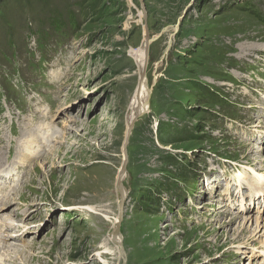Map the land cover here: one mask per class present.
Segmentation results:
<instances>
[{"label":"rangeland","instance_id":"rangeland-1","mask_svg":"<svg viewBox=\"0 0 264 264\" xmlns=\"http://www.w3.org/2000/svg\"><path fill=\"white\" fill-rule=\"evenodd\" d=\"M146 30L148 110L126 142ZM260 45L264 0H0V218L16 221L0 264H264Z\"/></svg>","mask_w":264,"mask_h":264},{"label":"bare ground","instance_id":"bare-ground-1","mask_svg":"<svg viewBox=\"0 0 264 264\" xmlns=\"http://www.w3.org/2000/svg\"><path fill=\"white\" fill-rule=\"evenodd\" d=\"M256 48H258L257 45H255ZM260 49H263L264 48V45H260ZM131 53L133 55V57H135V59L138 60V63L140 64V68L142 70L143 68V65H144V61H145V46L143 47H139V48H135V49H132L131 50ZM140 70V73L142 72ZM140 77L142 78V74H140ZM145 79H146V76H145ZM143 87H142V92H141V97H140V100H139V96L138 94L136 93L135 96L133 97L132 99V102H131V107H130V113H129V117H128V120H129V123L130 121L136 116V114L138 113V110L139 108L142 106V108L147 111V106H148V103H147V99L149 98V86L148 84L144 81L143 82ZM33 118V117H32ZM47 118L51 119L52 117H49L48 116V110L45 109L41 112L40 114V120H41V123H37L35 125H32L30 126L29 129H27V139H26V144L28 146V148H31L32 146H34V144H36L37 147H40L39 145V142H40V138H43V139H46V133H43L45 130L44 128H47L49 129V125L51 123H53V121H47ZM32 124V123H31ZM53 130V129H52ZM43 131V132H42ZM42 133V135H41ZM41 135V137L39 138V136ZM64 135V134H63ZM29 151V149H28ZM37 154V151L34 150L31 152V155H36ZM24 157H26L28 159V155L26 154H23ZM30 157V156H29ZM25 160V159H24ZM22 161V160H21ZM20 161H18L19 163ZM262 173V172H261ZM6 174V173H5ZM8 176V175H7ZM6 176V177H7ZM123 177H124V174L122 175V178L121 180H123ZM247 178V177H246ZM260 183V182H259ZM262 187L261 189L263 188L264 189V185L263 183H261ZM124 189V188H123ZM3 191V190H2ZM124 193H126V191H124ZM5 199H8V198H5ZM1 201L4 200V198H1L0 199ZM6 204V203H5ZM82 206V205H81ZM6 206H4L5 208ZM86 208V207H85ZM89 208V207H88ZM0 210H2V207L0 208ZM6 216V215H5ZM10 216V215H9ZM4 217V216H3ZM5 219V220H4ZM15 220L13 217H6V218H0V227H5V228H13L14 224H15ZM115 222H117V220H115ZM6 223V224H4ZM115 229V228H114ZM23 230V228H19V231ZM119 235L118 233H113L111 239L115 238L117 239L116 241L119 242L120 238H119ZM253 251L254 253H256V249L255 247L253 248ZM256 251V252H255Z\"/></svg>","mask_w":264,"mask_h":264},{"label":"trees","instance_id":"trees-1","mask_svg":"<svg viewBox=\"0 0 264 264\" xmlns=\"http://www.w3.org/2000/svg\"><path fill=\"white\" fill-rule=\"evenodd\" d=\"M61 7L62 6H57V5H55L54 7H53V11H51V8H50V12L47 14L48 16L47 17H49V18H53L54 17V15L55 14H61ZM65 7V5H63V8ZM87 11L90 13V14H93V15H95V14H97V12H98V14H99V12H100V8H99V5H95L94 3H92V4H90V5H88V7H87ZM53 16V17H52ZM77 19V16H76V14H74V15H71V16H64V14L63 15H61V17L59 18H57L56 19V23H54L53 25L56 27V29H58L59 31H60V29H62V28H64V26H65V21H67V22H71L72 20H76ZM201 88H203L202 86H201ZM208 91H209V93H211V95L214 97L215 95L212 93V91L208 88ZM214 99H215V97H214ZM195 130H193V132H194ZM186 133H188V131H186ZM180 136H183L182 134H180ZM172 164L174 165V164H178V163H180L179 161H178V159L177 158H173L172 157ZM182 163H184V161H182ZM182 163H180V164H182ZM182 166H183V164H182ZM185 166H187V167H189V165L188 164H185ZM178 170V172L177 173H174V174H176L175 176L173 175L172 176V179H173V181L174 182H180L181 180H186V179H188V175L184 172V171H182V169L180 168V169H177ZM176 170V171H177ZM181 170V171H180ZM191 173L190 174H192L193 172L192 171H190ZM190 176V175H189ZM181 177H183V178H186V179H181ZM172 179H169L168 181L169 182H162L161 183V186H159V187H157V190H159V191H161V190H163V191H174V189H175V191H174V193L175 192H177V187H176V185H174V182H172ZM191 179H192V177H191ZM193 183H195V180L193 179ZM186 192V190H184V193ZM182 194H183V192L181 193V195L179 196V197H177V198H179L180 200L183 198V196H182ZM191 194V196H192V194H194V188L193 189H188V193H187V196L188 195H190ZM184 195V194H183ZM156 202H158V200H159V197H157V199H154ZM157 204V203H156Z\"/></svg>","mask_w":264,"mask_h":264},{"label":"water","instance_id":"water-1","mask_svg":"<svg viewBox=\"0 0 264 264\" xmlns=\"http://www.w3.org/2000/svg\"><path fill=\"white\" fill-rule=\"evenodd\" d=\"M142 4L144 6L143 1H142ZM145 39H146L145 40V45H146L145 46V61H144L143 68L141 70L142 72L140 73V74H142V78L140 77V83H139V86H138V89H137V92H136L138 94V96H139V100H140V97H141V92H142V87H143L142 84H143L144 81H146L145 76H146V70H147L146 66H147L148 50H149V46H150L151 41H152L148 30H146ZM145 112L146 111L141 106L139 108L138 113L136 114V116L130 122V124L128 126V135H127L126 142H128V138H129V135H130V133L132 131L134 123L137 121L138 117L141 116ZM126 163L127 162L125 161L124 164L122 165V167L120 169V172H119V175H118V181H117L118 190L120 191V193L122 195V202H121V211H120V214H119L115 229L113 230V233H118V234H120L121 224H122V220H123V209H122V207H123V201H124V198H125V196H124V194H125L124 191L125 190L123 189L124 188L123 185H122V181L123 180H121V178H122V175L125 174V172H126ZM119 238H120V235H119ZM113 239H114V241L116 243H118V244L120 243V241L119 242L116 241L117 239H115V238H113ZM121 256L124 257V251L123 250H121Z\"/></svg>","mask_w":264,"mask_h":264}]
</instances>
